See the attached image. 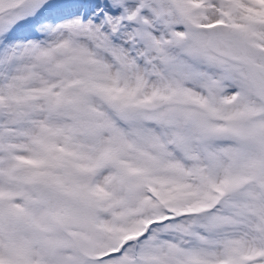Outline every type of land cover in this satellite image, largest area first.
<instances>
[{
	"label": "snow or ice",
	"instance_id": "snow-or-ice-1",
	"mask_svg": "<svg viewBox=\"0 0 264 264\" xmlns=\"http://www.w3.org/2000/svg\"><path fill=\"white\" fill-rule=\"evenodd\" d=\"M0 264H264V0H0Z\"/></svg>",
	"mask_w": 264,
	"mask_h": 264
}]
</instances>
